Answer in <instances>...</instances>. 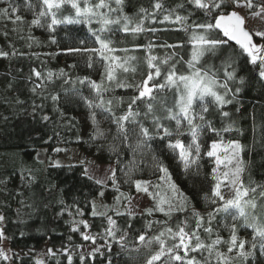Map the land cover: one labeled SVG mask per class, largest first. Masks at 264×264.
<instances>
[{"label": "snow or ice", "instance_id": "6c2138e0", "mask_svg": "<svg viewBox=\"0 0 264 264\" xmlns=\"http://www.w3.org/2000/svg\"><path fill=\"white\" fill-rule=\"evenodd\" d=\"M2 2V0H0ZM125 0H26L25 7L32 12L33 18L28 21V27L38 26L49 32H55L59 25H84L87 35L79 40L80 47L69 48V52L81 53L88 68L99 63L103 71L99 81L89 76L78 77V83L91 89V97L84 96L80 89L73 87L69 95L79 96L90 110V118L94 131L92 140L105 139L106 133L99 127L97 115H101L110 124L115 126L112 143L107 145L114 153L119 163L121 147L130 149L133 154L143 155L153 148V141L166 142L167 149L176 158L182 169L188 173L193 170L199 174L201 161L207 158L206 163L212 166L205 174L210 180L208 191L204 192L203 200L211 207L201 214L194 206L190 217L178 219L173 226L169 223L175 213L186 212L189 207V198L177 187L167 166L155 155V169L159 173L156 181L132 179L133 167H127L124 182L130 187L134 185L136 193L145 194L153 201L151 207L144 208L140 215L153 216L162 214L165 220L146 221V227L139 232L130 233L121 230L115 216H127V229H132V220L138 213L131 209L133 197L120 191L117 182V168H110L107 179L118 195L114 197V204H98L95 199L89 202L92 217H101L106 221L103 232L93 234L87 231L91 225L84 219L86 210L77 204L62 205L55 214L63 217L65 213L71 218L67 223L72 233L79 232L84 241H91L97 245V240L103 241L91 251H83V245H62L55 249L47 247L39 255H33L35 249L14 251L11 247H4V242L13 237L6 233V216L0 213V264H74V256L79 264L94 261L97 254L104 258V252L111 254L113 244L119 245L122 252H127L130 259H142L143 264H258V256H264V185L249 181L245 182L243 175L246 171V161L242 153L246 146L238 139H225V133L241 132L236 127V121L227 106L233 104L241 92L245 81L237 76L240 57L250 64L264 81V30H252L246 27V17L236 9L246 7L253 17L264 19V4L256 5L253 0H149L148 6L141 5L134 16L124 10ZM66 7L73 13L64 15ZM18 8L10 0L7 7L0 8V18L16 25L12 31H17L25 23L21 15H17ZM167 25L171 27L156 28L152 25ZM98 25V27H93ZM184 32L186 40L180 43L167 41L157 45L150 39L147 44L129 47H118L113 35L123 33L138 36L142 33L157 32ZM8 34L5 33V36ZM254 36L259 42L254 41ZM29 40L34 37L29 33ZM91 41V46H89ZM51 42L56 43L53 37ZM191 46L188 59L180 56L178 51L166 53L163 57L154 54L155 47L165 49H181ZM11 47V45H10ZM31 47V44L29 45ZM142 50L143 57L134 53ZM231 50V52H229ZM117 53H123L118 55ZM228 53L227 55H224ZM220 55L219 66L201 63L206 55L216 57ZM23 56L25 53L13 48V51H0V58ZM143 60L147 71L142 74L139 82L134 77L121 76L120 73H135L136 65ZM173 61L172 63H169ZM183 62L187 66L186 72H177L176 65ZM161 65H168L163 72ZM32 76L38 82L28 78L34 96L41 100L51 99L56 105L61 97L47 92L46 85L55 77H67L63 69L59 73L48 71L42 73L36 68L31 69ZM64 83H69L65 79ZM73 84L76 81L72 82ZM11 87V84L9 85ZM117 89H131V94L115 95ZM39 90V91H38ZM47 93V94H45ZM172 94L171 101L167 99ZM16 104H23L19 98ZM126 104V107L123 105ZM32 115L42 109L43 104L37 105L33 101ZM211 109V111H210ZM59 111V109H56ZM236 111H239L237 108ZM63 115V113H61ZM220 120V126L215 124ZM5 120L7 117L4 118ZM42 121L48 122V115L41 116ZM147 122V124H146ZM174 122V127L171 126ZM255 132V128L253 129ZM242 134V132H241ZM59 135V133H56ZM187 137V139H182ZM80 138L77 137V140ZM260 145L264 147V122L260 126ZM101 148L104 145H100ZM56 152L64 151L57 147ZM39 160V154H37ZM43 163V161H40ZM50 167H60L59 161L49 162ZM83 175L99 185L97 197L103 198L104 189L108 186L103 179H97L87 167ZM25 186L31 185L35 177H23ZM5 184L6 181H0ZM54 187V186H53ZM231 192L225 198L223 189ZM51 190V189H49ZM6 193L7 189H0ZM16 196H23L17 192ZM259 201V203H258ZM19 203L27 209L35 211L38 205L21 199ZM123 204L124 211L120 205ZM44 207H48L47 204ZM139 207V202H137ZM260 209L257 211V209ZM74 209V210H73ZM32 212L22 213L17 209L19 222L24 223L23 216H31ZM219 217V219H218ZM189 219L195 221L194 227L189 228ZM17 222V221H14ZM157 225L153 231V225ZM82 226V228H81ZM83 229V230H82ZM250 230L247 235H241L240 230ZM227 231L225 239L221 231ZM202 232L207 234L202 238ZM120 233V235H117ZM21 231L19 235L24 236ZM215 235V238H213ZM131 236V241L129 237ZM50 238V237H49ZM73 237L68 236L71 241ZM129 243L133 246L129 247ZM226 246V252L220 247ZM141 247L144 254L141 257ZM73 248L79 250L78 253ZM137 255L133 257L131 254ZM193 254H199L193 255ZM63 257V261L59 258ZM107 264H112L109 255ZM264 264V261H259Z\"/></svg>", "mask_w": 264, "mask_h": 264}, {"label": "trees", "instance_id": "16d2710c", "mask_svg": "<svg viewBox=\"0 0 264 264\" xmlns=\"http://www.w3.org/2000/svg\"><path fill=\"white\" fill-rule=\"evenodd\" d=\"M10 2L18 8L17 15H21L25 23L17 31H12L16 25L0 18V51L11 52L14 48L26 55H17L7 59L0 58V181H6V185L0 184V189H5V187L7 189L6 193L0 191V213L6 216V233L13 237L11 240L6 241L8 247H11L14 251L35 249L33 255L39 256L43 248L53 247L55 250L61 248L62 245L73 247L74 245L91 242L84 241L79 232H70L67 221L71 218L67 213L63 217L55 215L62 207L58 203L59 199H63L65 204H77L86 210L84 219H87L91 225L87 231L95 234L103 232L107 226L103 218L92 217L90 214L89 202L97 197L96 193L100 186L83 175L84 164L68 163L60 164V167H50L49 164L41 163V160L35 159L36 152L41 147H46L47 152H51L60 146L76 145L83 154L94 162L112 164L113 168H117V182L120 185V191L129 195L136 194L135 188L134 185L130 187L129 184L124 182L127 178L121 169L126 171V166L133 167V180L156 181L159 173L156 171L155 161L152 159L155 155L168 167L172 180L189 198L188 210L183 213H175L169 223L174 226L178 219L189 218L193 206L201 214H204L211 207L203 200L204 192L208 191L210 183L205 174L212 166L210 163H206L207 158L205 157V160L200 162L202 167L199 174H195L193 170L186 173L170 150L167 149L166 142L156 140L153 141V148L143 155L133 154L130 149L120 146L122 151L119 163H117L116 155L107 148V145L112 143L111 137L115 133V126L98 114L99 127L105 131L106 138L92 140L91 134L94 128L90 118V110L79 96L68 94L75 87L80 89L84 96L91 97L93 95L91 89L87 84L80 85L77 78L89 76L92 80L99 81L101 79L100 74L103 69L99 63H95L92 68H88L81 53L68 51L69 48L81 46L79 40L87 35V27L84 25H59L55 32H49L38 26L29 28L28 21L33 16L32 12L25 7L26 0H10ZM148 2L149 0H125L124 10L128 15L134 16L138 8L141 5L148 6ZM8 3L9 0H2L0 8L7 7ZM253 3L260 5L258 0H253ZM247 10L252 12L257 9ZM62 11L64 15L73 13V10L69 7ZM93 27H98V25H93ZM152 27L162 29L171 26L158 24L152 25ZM5 33L8 35L5 36ZM29 33L34 37V40L28 39ZM53 37L56 40L55 44L51 42ZM112 39L116 41L118 47L132 48L134 45L147 44L150 39L154 40L157 45L165 41L180 43L186 40V35L184 32L176 31L157 32L155 36L152 33H142L138 36L117 33L113 35ZM30 44L31 47H29ZM89 46H91V41H89ZM190 50L191 46L186 45L178 50L155 47L153 51L159 57H163L166 53L171 54L173 51H178L180 56L188 59ZM117 54L123 55V53ZM134 54L138 57L144 55L142 50H138ZM205 61L208 64L219 66L220 55L218 54L216 57L206 55L201 63L204 64ZM161 67V79H163V72L167 70L168 65H161ZM32 68H36L45 74L48 71H52L54 74L59 73L61 69L67 73V77L57 78L54 76L53 81L46 85L47 92L61 97L56 105L53 104L51 99L41 100L32 93L33 84L29 83L28 80L32 76ZM136 68L135 73H120V75L134 77L135 81L139 82L142 74L147 71V67L141 59ZM176 70L177 72H186L187 66L181 62L176 65ZM237 76L243 77L245 83L240 86L241 92L233 104L227 106V110L232 113V118L236 121V127L241 130L242 134L241 132H231L225 133L224 136L225 139H238L246 146V151L242 153L247 165L243 175L245 182L251 181L264 185V147L260 145V126L264 122V81L258 78V74L250 64L245 63L244 57L239 59ZM66 78L69 79L67 84L64 83ZM32 81L38 82L34 76H32ZM73 81H76V83L73 84ZM10 84L11 87H9ZM131 92V89H117L115 95L124 96L127 99ZM171 97L172 94L168 93L167 99L169 102ZM17 98L24 101V103L16 104ZM33 101L37 105H44L42 109L38 108L36 110L35 115L31 114ZM123 107H126V104ZM57 108L59 111L56 110ZM237 108L239 111H236ZM42 115H48L50 120L48 122L42 121ZM5 117H7L6 120ZM214 122L217 127L220 126L218 118ZM171 126H175L174 122H171ZM254 128L255 132L253 131ZM56 133H59V135H56ZM77 137L80 139L77 140ZM182 139L186 140L187 137H182ZM100 145H104V147L101 148ZM19 158L26 162L31 161V167H19L17 164ZM29 170L31 175L35 177V181L31 185L25 186L22 176L27 177ZM107 185L104 189L105 195L101 199H104V204H107L106 200L110 197L112 205L114 204V197L118 193L111 187L110 180ZM17 192H22L23 196H16ZM143 195L147 199V207H151L153 201L145 194ZM230 196L231 194L225 198L227 199ZM25 198L28 202L38 205L35 211L24 208L19 203L21 199ZM45 204L48 207H44ZM17 209H20L22 213L31 211L32 214L30 217L24 215L23 220L25 222L21 223L19 222L20 218L17 216ZM120 209L124 211L123 204L120 205ZM259 210L258 208L257 211ZM139 213L132 220V229H127V216H115L112 212H109V215L113 216L121 230H127L130 233L144 229L146 221L166 219L160 213H155L153 216L140 215ZM194 224L195 221L189 219V228L194 227ZM156 227L157 225L154 224L153 231ZM21 231L25 233L23 237L19 235ZM248 231L250 230L241 229L240 234L247 235ZM69 235L73 237L71 241L68 240ZM117 235H120V233ZM221 235L227 239L228 233L222 230ZM206 237L207 234L202 232V238L206 239ZM213 238H215V235H213ZM129 241H131V236ZM102 243V240H97V245ZM132 246L129 243V247ZM220 250L226 252V246H221ZM73 251L78 253L79 250L73 248ZM101 251L104 252L103 259L97 254L94 261H86V264H107L109 255L112 258V264H143L142 259H130L129 254L122 252L117 244H113L111 254L103 248ZM144 251L141 247V257ZM131 255L135 257L137 253L133 252ZM193 255L199 256V254ZM257 256L258 264L259 261H264V256H259L258 251ZM59 258L63 261L62 256ZM49 264H52V261H49ZM74 264H79L76 256H74ZM249 264H252V262L250 261Z\"/></svg>", "mask_w": 264, "mask_h": 264}, {"label": "rangeland", "instance_id": "374dc122", "mask_svg": "<svg viewBox=\"0 0 264 264\" xmlns=\"http://www.w3.org/2000/svg\"><path fill=\"white\" fill-rule=\"evenodd\" d=\"M261 4H264V0H258ZM242 16L246 17V27L248 29L252 30H264V19H261L260 17H253L251 15V12L247 10L246 7H239L236 9ZM258 10V9H257ZM254 41L259 42V38L254 36ZM59 148L64 149V151L56 152L51 151L47 152L46 147H41L37 150L35 159H37V154H39V160L43 161L46 164H49L50 159L51 161H59L60 164H68V163H82L84 164V168L87 167L91 174H93L97 179H103L106 181V184H108L109 180L107 179V176L110 174L109 169L113 168V165L110 163H97L94 162L92 159L88 158L85 154H83L79 148L76 145H64L60 146ZM56 149V148H55ZM17 164L19 167H31L32 162L31 161H23L20 158L17 161ZM223 193L225 197H228L231 192L227 189H223ZM133 197L131 209L139 213L144 210V208L147 207L148 202L146 197L142 193H136L131 195ZM96 202L98 204L104 203L105 200L98 197L95 198ZM108 205H111V198L108 197L106 200ZM137 202H139V207H137ZM4 247H8L6 241L4 242ZM95 247V245H92L91 242H87L83 244V251H91V249ZM46 250L45 248L42 249V253ZM41 253V254H42Z\"/></svg>", "mask_w": 264, "mask_h": 264}]
</instances>
